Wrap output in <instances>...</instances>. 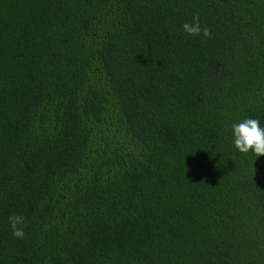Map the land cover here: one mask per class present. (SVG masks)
Returning a JSON list of instances; mask_svg holds the SVG:
<instances>
[{"label":"trees","instance_id":"16d2710c","mask_svg":"<svg viewBox=\"0 0 264 264\" xmlns=\"http://www.w3.org/2000/svg\"><path fill=\"white\" fill-rule=\"evenodd\" d=\"M245 118L264 0H0V264H264Z\"/></svg>","mask_w":264,"mask_h":264},{"label":"clouds","instance_id":"9594fccd","mask_svg":"<svg viewBox=\"0 0 264 264\" xmlns=\"http://www.w3.org/2000/svg\"><path fill=\"white\" fill-rule=\"evenodd\" d=\"M183 32L189 36L209 38L211 30L201 27L198 17L194 16L191 23L182 24ZM231 136L234 148L241 154H253L256 158L264 156V125L256 118H245L231 125ZM24 218L20 215L9 217V225L12 234L16 238L23 239L25 232L23 228Z\"/></svg>","mask_w":264,"mask_h":264}]
</instances>
